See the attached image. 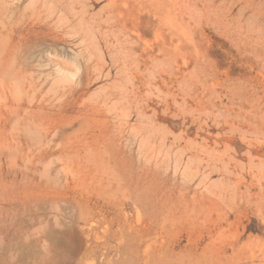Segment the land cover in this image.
Instances as JSON below:
<instances>
[{
  "label": "rangeland",
  "instance_id": "374dc122",
  "mask_svg": "<svg viewBox=\"0 0 264 264\" xmlns=\"http://www.w3.org/2000/svg\"><path fill=\"white\" fill-rule=\"evenodd\" d=\"M0 264H264V0H0Z\"/></svg>",
  "mask_w": 264,
  "mask_h": 264
},
{
  "label": "bare ground",
  "instance_id": "6f19581e",
  "mask_svg": "<svg viewBox=\"0 0 264 264\" xmlns=\"http://www.w3.org/2000/svg\"><path fill=\"white\" fill-rule=\"evenodd\" d=\"M86 59H87V58H86ZM87 62H88V61H87ZM87 62H86V63H87ZM86 68H87V66H86ZM63 125H64V124H63Z\"/></svg>",
  "mask_w": 264,
  "mask_h": 264
}]
</instances>
